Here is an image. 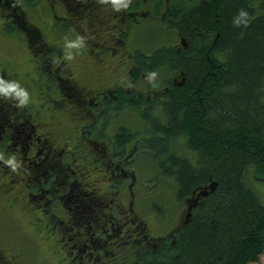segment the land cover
<instances>
[{
	"label": "trees",
	"instance_id": "trees-1",
	"mask_svg": "<svg viewBox=\"0 0 264 264\" xmlns=\"http://www.w3.org/2000/svg\"><path fill=\"white\" fill-rule=\"evenodd\" d=\"M157 1L160 5L167 2ZM52 3L53 0H0L4 31L24 35L32 60H40L42 55L49 57L54 49H48L46 33L27 18L26 12L40 9L37 17L42 20L43 10L50 9ZM133 8L130 3L126 12ZM241 8L249 13L248 23L236 26L233 18ZM165 10L163 27L189 41L190 46L181 50L173 42L155 46L156 56L146 69L181 70L184 83L160 95L163 102L156 109L160 117L154 121V133L144 141L143 149L152 155L159 175L176 181L178 200L192 198L197 188L212 182L217 187L192 209L187 224L176 234L174 246L153 256L151 264L258 263L264 254V203L245 177L250 172L263 185L264 192V0H171ZM57 15L54 30L72 28L70 19L62 26L63 15ZM160 49L164 51L157 53ZM0 63V71L9 69ZM41 66L36 70L46 74L51 81L48 87L54 90L27 88L31 99L40 96L48 100L52 95L56 98L53 110L66 108V91L63 96L58 93L59 74L46 70L44 63ZM31 103L25 105L29 110L34 107ZM43 106L48 105L43 103L37 108L41 110ZM15 107L14 103L11 118ZM3 116L0 114V124L4 125L7 121ZM121 132L118 144L126 139ZM180 137L195 161L170 151ZM0 168L2 184L8 189L12 181L22 185L25 192L34 185L36 188L37 181L32 180L27 169L13 172ZM57 168L49 172L54 174ZM64 173H59L60 182L66 179ZM144 264L149 263L145 260Z\"/></svg>",
	"mask_w": 264,
	"mask_h": 264
},
{
	"label": "flooded vegetation",
	"instance_id": "flooded-vegetation-1",
	"mask_svg": "<svg viewBox=\"0 0 264 264\" xmlns=\"http://www.w3.org/2000/svg\"><path fill=\"white\" fill-rule=\"evenodd\" d=\"M148 1L130 0L134 7L130 12H126L127 8H113L111 0H53L51 8L46 9L53 24L58 15L52 10L57 5L69 12L62 18L70 19L71 25L74 19L79 23H89L92 49L87 54H91L96 66L101 67L115 57L121 59L116 70L127 67L124 80L119 77L106 81L103 71L93 67L85 80L77 81L76 77L71 79L65 73L66 62L61 46L47 42L48 49H54V52L49 57L42 55L41 65L44 63L46 70L53 75L59 74L58 93L63 96L66 91L68 99L67 107L61 109L79 118L80 124L75 130L79 131L80 139L74 148L60 147L52 132L43 126L44 113H54L59 108L55 111L53 107L43 106L41 116L34 110L35 106L32 110L25 106L15 107L11 118L10 109L15 102L0 98V114L4 115L1 118L7 121L0 124V152L14 153L22 161L21 169H27L33 175L32 180L37 181L36 188L34 185L31 190L24 191L26 201L30 209L38 213L36 220H45L44 228L48 235H62L65 242L63 250L72 255L71 264H144L145 260L151 264L153 256L174 246L176 234L185 225L188 209L199 201L196 197L185 200L183 219L176 221L161 236H155L148 221L140 216L138 183L136 174L130 169L131 158L144 151V141L150 140L154 133V121L160 117L156 109L163 102L160 95L167 94L171 86L184 83L181 70L165 68L172 77L165 78L155 87L145 85L144 92L141 91L143 86L139 83L150 71L146 68L151 66L149 61L156 56V49L144 54L141 48H132L131 42L135 41L132 36L134 29L138 30L141 24L140 19L145 20L144 7ZM170 3L171 0H167L160 5V1L152 0L153 12L148 9L147 13L156 16L157 10L167 9ZM255 4L258 5L257 2ZM107 7L109 12H106ZM49 23L50 29L54 30L53 24ZM178 39L179 42L173 44L176 48H189V41L182 37ZM7 71V68H2L0 76L17 80L14 79L16 73L10 77L7 73L5 75ZM144 109H148L147 113ZM127 114L135 116V123L140 125L136 130L123 122V116ZM84 123L86 127L82 128ZM120 132L126 136L122 144H118L117 139ZM179 140L181 144L184 142L183 137ZM79 146L85 148L83 157L78 154ZM183 150L191 154L186 145H183ZM98 165L102 168L99 169ZM3 166L10 168L0 160V167ZM54 167L59 171L51 174L49 171ZM62 171L66 179L60 182L59 173ZM92 171L98 178L92 175ZM15 184L16 181H12L11 185ZM125 248L133 252L134 261H123ZM22 253L23 250L9 251L0 247V264H19L24 261Z\"/></svg>",
	"mask_w": 264,
	"mask_h": 264
},
{
	"label": "rangeland",
	"instance_id": "rangeland-1",
	"mask_svg": "<svg viewBox=\"0 0 264 264\" xmlns=\"http://www.w3.org/2000/svg\"><path fill=\"white\" fill-rule=\"evenodd\" d=\"M152 6V0H149L144 7L146 13L145 20H143V18L140 19L141 24L138 30L136 28L134 29L132 36L135 41L131 42V47L141 48L144 54L151 52L156 45L162 46L164 43L170 44L173 42V44H176L179 42L178 35H174L172 32L167 31L166 27H163L161 24V17L166 13V10L162 8L156 13L157 15L154 16L151 12L147 13L148 9L153 12ZM55 7L56 9L52 10L55 13L59 15L66 14V11H63L61 7ZM46 9L47 8L43 10L44 14L42 13L40 17L42 20L37 17V14L41 15V12H39L40 9H32L26 12V16L32 23L39 26L43 33H46L47 37L44 39L50 45H55L57 47L61 46L60 49L62 48L64 51H62L64 54L63 58L66 62L64 69H67L65 72L67 76L71 77V79L76 77L75 79H77V81L80 79L85 80L91 68L96 67L99 71H103V76L106 81L116 80L119 77L124 80L127 67L124 66L121 71L116 70V66L120 63L121 59L113 57L100 67L94 64V59L91 58V54H87V51L92 49L89 43V37L87 38L90 26L74 21L72 28L68 30L62 28L58 31L50 29L49 22L52 23V21L50 13L47 12ZM106 10V12H109L110 9L107 7ZM3 23L4 20H2L0 12V62L3 64L7 63L10 67L8 71L5 72V75L7 73V76L9 75L11 77L16 73V79L28 89H48V85H50L51 81L47 78L45 73H38L36 70V65L41 64V61L31 59L32 54L24 35L19 33L9 35L8 32L4 31ZM60 24L62 26L63 24L66 25L65 19L63 21L61 20ZM80 35L86 37L85 46L79 49H73L72 58L70 60L66 59V50L63 43L66 39H76V37ZM106 35L108 34L104 36ZM161 51H164V49L158 50L157 53ZM169 76L172 77L171 73L166 72L164 69L160 70L157 76V83L161 81L164 82V79ZM126 83L127 80L124 81V84ZM139 85L143 86L141 88L143 92L145 85H149L150 87L153 86L145 78ZM49 90H54V88L50 87ZM55 95L56 94H54V96ZM50 96L48 100L40 96L35 97L33 100L31 99V102L35 106L34 110L40 112L41 116H43L44 107H41V110L36 107H40L43 103L53 107L54 101L51 98L54 99V97L52 95ZM147 111L148 109H144V113H147ZM43 117L44 128L52 132L60 147L72 149L75 144H78V139H80L78 134L79 131L75 129L76 125L80 123H78L79 118L76 114H69L67 110L60 109L54 113H44ZM123 122L133 127L134 130L140 126L135 123V116L131 114L123 116ZM85 124L86 123H84L82 128L86 127ZM84 149V147L82 148L80 146L77 149L79 152L78 154L82 157L86 154ZM172 149V153L178 154V156L181 157H190L195 161L194 157L189 155V152L183 150L182 144L180 145L178 143V145L174 146ZM131 161H133V163H131L130 169L136 174L138 183L137 196L140 200V216L148 221L155 236H161L173 227L176 221L179 222L183 219L184 213L182 209L185 202L177 199L178 192L176 181L166 175H159L152 155H149L148 152L141 151L139 155L133 156ZM92 175L94 177L98 176L96 173ZM245 180L256 194H258L260 200L263 201L262 203H264L263 185L256 181L250 172L247 173ZM2 183L3 180L0 177V247L9 251H14L15 249L23 250L24 253H22V255L24 261L22 260L19 264H71L72 255H68L64 252L63 247L65 242L62 239V235L59 233L48 235V233L45 232L44 219L36 220L38 213L30 209L24 196L23 187L20 184H15L13 186L11 185L12 189H8L9 187ZM188 201H186V203ZM38 221H40V223ZM132 254L133 252H131L130 249L125 248V253L122 257L123 261H134L133 258L135 256L133 257ZM254 264H264V254L260 257L259 262Z\"/></svg>",
	"mask_w": 264,
	"mask_h": 264
},
{
	"label": "clouds",
	"instance_id": "clouds-1",
	"mask_svg": "<svg viewBox=\"0 0 264 264\" xmlns=\"http://www.w3.org/2000/svg\"><path fill=\"white\" fill-rule=\"evenodd\" d=\"M112 7L119 9H126L129 7L130 0H111ZM249 13L246 9L241 8L238 14L233 18V24L240 26L248 23ZM85 36H77L76 39H66L64 48L66 50V59L72 58V50L79 49L85 46ZM157 71H148L145 79L154 87L157 86ZM131 86V84H129ZM0 98L15 102L17 107H23L31 102V95L27 88H25L18 80H8L0 76ZM0 160L10 167L13 172L21 170L22 161L17 159L16 155L0 152Z\"/></svg>",
	"mask_w": 264,
	"mask_h": 264
},
{
	"label": "water",
	"instance_id": "water-1",
	"mask_svg": "<svg viewBox=\"0 0 264 264\" xmlns=\"http://www.w3.org/2000/svg\"><path fill=\"white\" fill-rule=\"evenodd\" d=\"M216 187H217L216 182H212L208 186L199 187L193 192V197H196V200L198 201L199 199H201V197H206L210 192L215 191ZM196 205L197 203H194V206ZM191 210H192V206L188 209V215L186 217V221L184 224H186L189 218L191 217Z\"/></svg>",
	"mask_w": 264,
	"mask_h": 264
}]
</instances>
